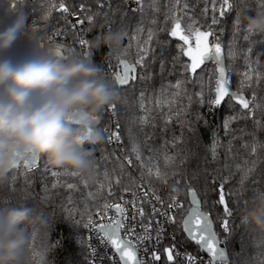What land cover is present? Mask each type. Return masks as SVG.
Returning a JSON list of instances; mask_svg holds the SVG:
<instances>
[{
	"label": "snow or ice",
	"instance_id": "obj_1",
	"mask_svg": "<svg viewBox=\"0 0 264 264\" xmlns=\"http://www.w3.org/2000/svg\"><path fill=\"white\" fill-rule=\"evenodd\" d=\"M26 0H11L9 10H21V6ZM99 2V0H98ZM260 8H264V0H257ZM141 9L145 11L146 0H137ZM205 7L201 10L202 16H207L211 12V25L198 26L199 21L194 14H190L188 0H169L164 12V27H159L158 16L161 12L159 0H151L149 7L152 10V18L147 28L146 38L139 40V34L144 33L143 27L137 28V44L135 59L129 63L120 57L127 56L131 48H121L117 54V60L121 71L113 74V83L120 87H126L130 82L137 79V67L147 69L149 67L150 53L154 50L151 44L159 32H168L169 36L178 38L182 41L180 55L172 64L171 69H167L169 75L176 72L179 65V78L175 83H169L161 89L160 97L155 103L161 109L167 106L166 111L162 112L165 127L175 122L181 128L179 137H174L171 142L172 152L166 146L162 152L148 149L149 155L145 156L143 145L134 140L130 153H122L116 156L115 153L104 154L101 149V165L96 161L94 175L96 177L94 187L89 188L87 181L82 177L79 182H73L69 178L80 177L77 173L68 170H49L45 167L44 172L53 178L50 186L45 183L42 187L44 193L42 200L49 202L52 197L50 190L66 189L68 196L63 210L68 217L76 224L85 228L98 230L111 246L120 255L123 264H205L204 260L197 254L185 250L181 252L176 244V234L167 232V226H178V230L184 235L187 242H192L199 252L206 253L209 257L207 264H216V260L221 255L217 249L218 233L214 228L212 210L219 206L222 214L216 216L219 221V229L231 234L232 218L234 208H238L242 194L245 191V182L249 176L257 170V165L262 162L264 154V142L257 138V130H264V100H257L255 91L256 85L264 84V72L257 71L253 65L258 61L250 60L249 56L252 47L247 49L248 55L245 56L246 71L241 73V79L235 92L229 88V67L224 62V50L219 38L209 42V37H214L212 25H217L233 9V0H204ZM211 5L209 8L208 5ZM53 11L60 13V18L64 20L62 27H56L50 35L40 37L36 46L39 48L50 47L53 54L58 59H67L69 54L80 53L85 56L93 57L92 41L84 38L83 29L80 27L85 20L90 26L95 24L97 13H91L85 5L80 6L79 14L73 11L66 0H45V6L41 10L38 20H33L29 29L30 36L35 40L36 34L41 26L47 27ZM76 17L75 23L68 18ZM240 18L237 16L233 21L234 35L240 30ZM170 25V27H168ZM207 30H204V28ZM111 25H108V32H111ZM104 33H101L103 35ZM123 35V31L121 32ZM71 37L72 43H67V38ZM57 38H60L59 40ZM244 40L248 41L249 36L245 35ZM77 48L79 52H77ZM97 49V48H96ZM99 50V49H97ZM227 55L234 58L236 53L229 47ZM180 56L188 58V62H181ZM154 62L155 57H151ZM206 61H211L214 68L211 74L205 79L202 73H198L201 66ZM109 63L110 61L106 62ZM160 72L166 71L163 61L160 63ZM142 80L151 79L150 74L140 76ZM194 84L199 86V90L190 92L187 85ZM252 90L251 99L246 98L245 91ZM144 93L140 94V108L144 115L138 118L140 125H148L152 109L145 103ZM186 100V103L184 102ZM230 107L240 106L239 111H233L222 123L225 137H228L226 144L221 142L219 136H214L210 146L211 158L214 162H219L220 150L225 153V163L222 167L214 170L211 179V187L208 182L201 192L186 176L183 171V164L187 155L178 144L183 142V130L190 126L189 109L193 104L207 105L210 111L220 108L225 102ZM113 115L116 114L117 105L107 108ZM259 113V118L257 114ZM200 114H196V119H201ZM252 121V131L246 128H233L232 125L239 121ZM239 132V135H237ZM250 137L245 140L244 137ZM108 143L113 141L119 143L121 140L118 129L108 134ZM151 139L146 136L144 144ZM241 140L240 148L247 154L243 164H236L235 170L228 163L234 159V141ZM109 156H115L113 166L109 169L107 164ZM161 159L163 165H161ZM38 157H26L23 160V168L27 173L39 169ZM104 167V171H99ZM21 163L13 164L12 169H20ZM225 173H227L225 175ZM237 173L240 174L239 187L229 188L225 192V186L232 181ZM15 179V177H13ZM30 183V182H29ZM81 184L83 188H81ZM168 189L165 193L163 190ZM183 193L185 200L180 196H173V193ZM80 193L83 197L82 207H77L76 194ZM213 193H218L214 201L209 197ZM58 194V191L55 193ZM127 195V198H126ZM227 197H232V204ZM187 202V207L185 206ZM208 204L205 210L204 205ZM111 213V215H109ZM178 216L180 217L178 220ZM95 217H99L97 220ZM168 239L169 244L164 245ZM56 244L46 245L42 252L33 251L34 264H47L45 255L48 251L59 246ZM151 249V250H150ZM143 252L148 259L140 253ZM264 255V252L261 253ZM39 256V261L36 260ZM264 264V260L260 261Z\"/></svg>",
	"mask_w": 264,
	"mask_h": 264
},
{
	"label": "trees",
	"instance_id": "obj_2",
	"mask_svg": "<svg viewBox=\"0 0 264 264\" xmlns=\"http://www.w3.org/2000/svg\"><path fill=\"white\" fill-rule=\"evenodd\" d=\"M68 6L79 14L80 6L83 4L91 13H97L95 16V24L90 26L88 21L85 20L81 26L83 29L84 38L92 41L94 37L101 35V33L108 32V25H111L112 31L122 32V47L131 48L127 56H121V59L127 60L129 63H133L135 59V51L137 44V28L143 27L144 33L139 34V40L142 41L146 38L147 28L150 26V19L152 18V10L149 7L151 0H146L145 11L141 8L136 11H131L126 8L124 0H66ZM169 0H159V6L161 12L157 14L159 27H164L163 19L164 12L166 11V5ZM190 6V14H194L199 21L198 26L211 25V12L207 16L201 15V10L205 7L204 0H188ZM234 7L231 12L221 19V22L217 25H212V30L215 36L212 37V42L216 37L219 38L222 44L225 57V65L230 69L228 76L232 82L233 89L236 91L241 79V73L246 71L245 56L248 55L247 49L252 47V52L249 56L250 60L258 61V64H254L253 67L260 72H264V37L249 35L242 24H240V30L234 35L233 21L242 12L247 14H254L255 12L264 9L260 8L257 0H233ZM11 0H0V10L9 9ZM45 6V0H26L21 6L27 16V23L29 29L31 28L33 20H38L41 14L42 8ZM210 8L211 5L209 4ZM64 20L60 18V13L53 11L52 17L47 27L41 26L40 30L36 34V39L31 37L32 43L36 45L37 40L40 37L50 35L54 28L62 27ZM170 27V25H168ZM204 30H207L205 27ZM248 35L249 40L245 41L244 36ZM58 40L60 38H57ZM67 43L71 44V37L67 38ZM181 41L173 40L169 36L168 32H159L154 38L151 48L154 50L150 53L149 67L142 69L137 67V79L130 82L126 87L120 88L116 86L121 93V100L117 105L115 114V126L117 127L121 140L116 148L109 145L107 140V133L104 128L111 123V119L105 109L102 118L99 122V127L103 131L105 140L102 145L95 146L92 150L95 153L96 161L103 164L101 160V149L105 150L104 154L115 153L119 156L122 153H130L132 148V141L136 140L143 145L145 156L149 155L148 149L151 148L154 151L162 152L167 144V148L171 153V142L174 137H179L181 134V128L175 122L165 127L162 112L166 111L167 106L164 109L158 107L155 100L160 97L161 89L166 87L169 83H175L179 78L180 68L177 65L176 72L169 75L167 69L172 68L174 59L180 55ZM236 53L234 58L227 55L229 47ZM25 53L30 51V48H24ZM78 52V49H77ZM94 56L92 57L96 63L100 65L102 71L109 76L113 81V74L117 71H121L117 55H109V49L99 48L97 50L93 47ZM154 56L155 60L152 62L151 57ZM110 61L109 63H106ZM163 61L166 65V71L160 72V63ZM181 62H188L183 56H180ZM214 68L213 63L204 65L198 73H202L205 79L211 74ZM150 74L151 79L142 80L140 76ZM190 92L199 90L198 85H187ZM255 91L257 100H264V84L256 85ZM144 93L145 105L152 109L150 116V123L148 125H140L138 118L144 115V111L140 108V94ZM245 96L248 99L252 97V90H246ZM186 103V100L184 101ZM239 111L240 107H230L227 101L218 109L210 111L207 105L193 104L189 109L190 126L183 130V142L178 144L177 148H181L183 153L187 155V159L183 164V171L186 173L188 179H190L193 185L198 190H203L205 183L208 182V186L211 187V179L214 174V170L220 168L225 163L224 150H220L219 162H214L211 158L210 146L213 142L214 136H219L223 144L227 143L228 137H225L222 127L223 120L233 113V111ZM196 114H200L201 119H196ZM259 118V113L257 114ZM233 128H246L247 131H252V121H239L232 125ZM239 135V132H237ZM146 136H151V139L145 145L143 142ZM257 138L261 142H264V130H257ZM245 140H250V137L245 136ZM241 140L234 141V159L228 160V163L235 170L236 164H243V160L247 158L245 151L240 148ZM115 156H109V162L107 167L110 169L113 166ZM161 165L163 160L161 159ZM45 167L50 171L53 169L48 168L45 165L43 159L39 160V169L31 173H27L21 164L20 169L12 170L8 178L4 183L0 184V207H18L21 205L35 208L36 211L46 216L49 219V235L44 240L34 241L35 250L39 253L42 252L46 245L56 244L60 242L59 246L48 251L45 255L46 261L49 264H87V249L84 237V226L76 224L72 219L68 217L63 210L62 205L65 204L70 193L66 189L50 190L49 195L52 199L49 202H44L42 197V187L45 183L51 184L53 178L48 173L44 172ZM99 171L102 173L104 167H100ZM227 173H225L226 175ZM15 177V179H13ZM240 174L237 173L236 177L225 186V192L229 188L239 187L238 180ZM81 177L69 178L73 182H79ZM96 179V177H95ZM30 182V183H29ZM89 188L94 187V183L88 184ZM81 188H83L81 184ZM264 189V154H262V162L257 165V170L249 176V179L245 182V191L242 194L241 202L238 208H234V216L232 218V232L231 234L225 233L219 229V221L216 220L218 214H222V208L217 206L212 210L213 219L215 221L214 228L218 233V238L227 248L228 263L229 264H260V261L264 260V255H261L262 250L255 249L252 246V237L246 227L242 224L241 216L246 208L247 199L253 191ZM58 191V194H55ZM165 193L168 189L163 190ZM172 194L180 196L181 200H185L183 193L176 192ZM218 193H213L210 197V201L216 200ZM230 206L232 204V197H227ZM77 207H82L83 197L80 193L76 194ZM187 207V202L185 201ZM205 210L208 209V204L204 205ZM178 216V220H179ZM176 233L179 240L188 248L198 252V248L192 243L187 242L184 235L178 230V226H175ZM39 261V256L36 258Z\"/></svg>",
	"mask_w": 264,
	"mask_h": 264
},
{
	"label": "clouds",
	"instance_id": "obj_3",
	"mask_svg": "<svg viewBox=\"0 0 264 264\" xmlns=\"http://www.w3.org/2000/svg\"><path fill=\"white\" fill-rule=\"evenodd\" d=\"M240 23L249 35L264 37V9L242 12ZM92 47L115 56L122 34L105 32ZM120 100L119 89L92 57L72 53L58 59L50 47L32 43L23 11L0 10V184L26 157L94 183L92 149L105 140L98 125L104 110ZM241 221L252 246L264 251V189L248 197ZM49 228V219L35 208L0 207V264H34L33 242L46 239Z\"/></svg>",
	"mask_w": 264,
	"mask_h": 264
},
{
	"label": "built area",
	"instance_id": "obj_4",
	"mask_svg": "<svg viewBox=\"0 0 264 264\" xmlns=\"http://www.w3.org/2000/svg\"><path fill=\"white\" fill-rule=\"evenodd\" d=\"M124 1H125L126 8L131 11H136L141 8L140 5L137 3V0H124ZM68 19L71 20L73 23H75L76 21L75 16H71ZM78 52H79V49H78ZM107 113L111 119V123L108 124L104 128V130L107 133V138H108V134H110V132L116 131L117 127L115 126V122H116L115 115H113L108 110H107ZM119 143H116L113 141L112 143H109V145L113 148H116L119 145ZM126 198H127V195H126ZM109 215H111V213H109ZM95 219L99 220L100 218L95 217ZM174 231L177 237L176 244H177V247L180 249V251L184 252L185 250H187L188 252L197 254L200 258L204 260L205 264H207L209 257H207L204 254H201L199 251L196 252L188 248L186 245H184L179 240L178 234L176 233V230H175V226H167L168 233H173ZM84 237H85V243H86V249H87V257H86L87 264H121L111 244L108 242L106 238L103 237L101 233H99L98 230L89 229V228L84 227ZM220 242L223 243L222 241ZM163 243L164 245H167L170 243V241L166 239ZM140 255L143 256L145 259H148V257L145 256L143 252H141ZM160 264H162V262H160ZM216 264H229V263L228 261H216Z\"/></svg>",
	"mask_w": 264,
	"mask_h": 264
},
{
	"label": "water",
	"instance_id": "obj_5",
	"mask_svg": "<svg viewBox=\"0 0 264 264\" xmlns=\"http://www.w3.org/2000/svg\"><path fill=\"white\" fill-rule=\"evenodd\" d=\"M171 37V36H170ZM171 39H173V40H178V38H173V37H171ZM179 41V40H178ZM209 42L211 43L212 42V37H209ZM181 43H183L182 41H181ZM184 57V56H183ZM187 61H188V58L187 57H184ZM211 61H206L205 62V64L204 65H206V64H209ZM224 62H225V57H224ZM211 63H213V62H211ZM204 65H202L201 66V68L204 66ZM200 70V69H199ZM118 72V71H117ZM229 88H230V91H233V92H235V90L233 89V86H232V82H231V80H230V78H229ZM239 106V105H238ZM240 107V106H239ZM21 164H22V166H23V161L21 162ZM13 170V169H12ZM190 243H192V242H190ZM193 245H194V243H192ZM195 246V245H194ZM196 247V246H195ZM114 249V248H113ZM217 249H218V251H219V253L221 254L219 257H218V259L216 260V261H228L229 260V257H228V252H227V248H226V246L223 244V243H221L220 242V240H219V238H218V236H217ZM115 250V249H114ZM116 252V251H115ZM201 254H204V255H206L207 256V254L206 253H202V252H200ZM116 254H117V256H118V258H119V260H120V255H119V253H117L116 252ZM208 257V256H207ZM120 263L121 264H123V262L120 260Z\"/></svg>",
	"mask_w": 264,
	"mask_h": 264
}]
</instances>
